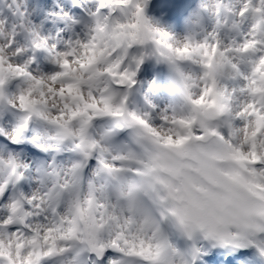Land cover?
I'll return each mask as SVG.
<instances>
[{
	"label": "snow or ice",
	"instance_id": "6c2138e0",
	"mask_svg": "<svg viewBox=\"0 0 264 264\" xmlns=\"http://www.w3.org/2000/svg\"><path fill=\"white\" fill-rule=\"evenodd\" d=\"M149 8L150 0H0V168L11 177L0 181V264H213L218 250L264 264V0H201L182 37ZM41 57L51 62L48 81L72 74L53 98L74 93L81 108L44 110L54 90L34 71ZM103 59L112 60L105 72L125 61L166 68L174 99L148 100L156 122L129 112L114 126L128 129L127 142L95 160L89 141L83 155L99 182L66 199L82 165L61 173L58 191L42 163L19 170V150H44L28 146L33 116L55 124L108 99L78 91ZM120 74L134 86L136 73ZM29 171L41 179L38 195Z\"/></svg>",
	"mask_w": 264,
	"mask_h": 264
},
{
	"label": "clouds",
	"instance_id": "9594fccd",
	"mask_svg": "<svg viewBox=\"0 0 264 264\" xmlns=\"http://www.w3.org/2000/svg\"><path fill=\"white\" fill-rule=\"evenodd\" d=\"M201 0H150L149 14L160 19L165 26L175 32L178 36H183L190 28L188 23L191 13L199 6ZM199 38V37H198ZM27 56H22L21 62L27 60ZM115 57H113V60ZM51 62L41 57V62L37 63L36 69L38 75L45 78L44 89L49 86L54 90L51 94L46 92L48 102L43 105L45 111L63 110L61 108L65 103L71 105L73 109H79L83 106V101L74 93H65L64 96L53 98L56 92L62 87L68 79L72 78V74L68 77L61 78L56 81H48V74L44 72L43 64ZM112 60L103 59L99 65H94L83 73L84 79L80 83L79 93L86 100L90 96L108 97L104 102H98V107L88 108L81 115L67 121H57L55 124L45 122L33 116L28 129L29 136L34 138L30 141L29 148H34V144L43 146V151L39 155H32L26 150L20 151V159L18 161L19 170L25 171L23 164L26 162L34 165V162L42 163L48 170V186H55L58 191V178L63 180L61 173L67 174L72 163L79 162L82 167L77 170V178L73 184L63 189L64 197L70 199L82 187H86L89 180H97L94 176L95 165H89L88 159L95 160L96 155L101 153L105 147L115 148L128 140L129 132L126 127L116 130L114 126L117 123H123L128 119V113L137 114L149 113L154 122L157 121L159 113L149 106L148 100L159 104H166L173 101V97L167 91V84L171 74L166 68H161L155 63H150L146 67L137 70L135 66L128 64L127 61L115 68H111L109 72L104 71L107 64ZM134 72L133 77L135 84L130 85L129 81L120 73ZM76 75H81L77 70ZM157 79L160 88L156 91L148 88L150 80ZM39 89L33 92V96H37ZM179 104V100H175ZM119 106L120 114L114 115ZM51 115V112H49ZM88 120V124L81 132L82 121ZM5 126L10 127L11 122L5 120ZM111 130V136H106ZM11 136V131H8ZM62 136L63 139L54 140L52 137ZM83 137V138H82ZM97 141L95 154L89 158H85V151L92 152L88 148V142ZM34 151H39L34 148ZM5 152H0V158H6ZM105 156L109 153H104ZM7 168H0V181L9 180ZM30 194H39L43 185L41 179L34 173L29 171V179L26 181ZM202 247L208 246L209 241L198 238L194 241ZM184 246H188L191 242L182 241ZM213 264H240L239 259H233L226 250H218Z\"/></svg>",
	"mask_w": 264,
	"mask_h": 264
}]
</instances>
